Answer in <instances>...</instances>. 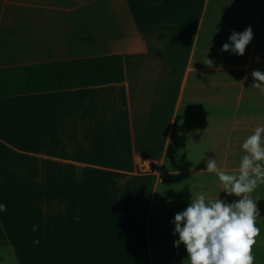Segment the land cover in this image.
I'll return each mask as SVG.
<instances>
[{
	"label": "crops",
	"instance_id": "0c3cea01",
	"mask_svg": "<svg viewBox=\"0 0 264 264\" xmlns=\"http://www.w3.org/2000/svg\"><path fill=\"white\" fill-rule=\"evenodd\" d=\"M108 56L123 83L0 99V264H189L175 214L239 199L205 166L238 174L264 126V0H0V69ZM250 196L264 264V183Z\"/></svg>",
	"mask_w": 264,
	"mask_h": 264
},
{
	"label": "clouds",
	"instance_id": "9594fccd",
	"mask_svg": "<svg viewBox=\"0 0 264 264\" xmlns=\"http://www.w3.org/2000/svg\"><path fill=\"white\" fill-rule=\"evenodd\" d=\"M253 38L250 26L243 32L233 31L221 51L243 56ZM205 64L212 67L213 61L207 59ZM251 76L254 80L251 87L264 93V73L253 70ZM241 147L246 154L241 158L238 174L219 169L214 158L205 166L206 171L216 173L224 193L239 199L231 203L220 198L206 202L201 194L192 197L189 205L175 214L173 235L178 234L179 239L174 241L173 247L185 246L189 264H255L253 247L260 235L256 225L260 212L250 194L258 183H264V126L256 127ZM6 208L5 204H0V211Z\"/></svg>",
	"mask_w": 264,
	"mask_h": 264
},
{
	"label": "trees",
	"instance_id": "16d2710c",
	"mask_svg": "<svg viewBox=\"0 0 264 264\" xmlns=\"http://www.w3.org/2000/svg\"><path fill=\"white\" fill-rule=\"evenodd\" d=\"M159 5L163 0H147ZM94 42L92 38L80 39ZM125 81L121 56L88 58L0 69V99L121 84ZM9 240L0 223V249Z\"/></svg>",
	"mask_w": 264,
	"mask_h": 264
},
{
	"label": "built area",
	"instance_id": "2783aa9c",
	"mask_svg": "<svg viewBox=\"0 0 264 264\" xmlns=\"http://www.w3.org/2000/svg\"><path fill=\"white\" fill-rule=\"evenodd\" d=\"M150 168H151V164L147 160H142L138 166V169L141 172H146L147 169H150Z\"/></svg>",
	"mask_w": 264,
	"mask_h": 264
}]
</instances>
